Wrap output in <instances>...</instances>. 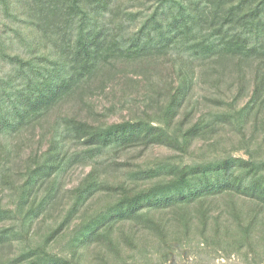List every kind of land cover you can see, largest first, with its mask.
<instances>
[{
  "label": "trees",
  "instance_id": "obj_1",
  "mask_svg": "<svg viewBox=\"0 0 264 264\" xmlns=\"http://www.w3.org/2000/svg\"><path fill=\"white\" fill-rule=\"evenodd\" d=\"M262 130L264 0H0V264H264Z\"/></svg>",
  "mask_w": 264,
  "mask_h": 264
},
{
  "label": "rangeland",
  "instance_id": "obj_2",
  "mask_svg": "<svg viewBox=\"0 0 264 264\" xmlns=\"http://www.w3.org/2000/svg\"><path fill=\"white\" fill-rule=\"evenodd\" d=\"M196 93V94H195ZM211 94L213 96L216 97H202L203 94ZM194 96L195 97H191L192 101L194 103H196V111L198 110H208V109H212V108H218L221 107L220 105L217 104V102H219L220 100H228L231 97H223L222 95L212 91L210 88L208 89V91L206 90V87H199V85L196 87V92H194ZM102 98H99V100H101ZM102 102H104L103 104H105V100L103 99ZM238 102V107H241L243 105V100L237 101ZM116 116L120 117V115L126 113L125 110L121 111L117 110L116 111ZM114 115V114H113ZM115 116V117H116ZM235 136V135H233ZM259 138L264 140V130H262L259 134ZM236 139V138H235ZM229 147L230 144H225L224 147ZM167 153H169V151L167 149H165L164 147H153L151 149H149L148 151H146V153L144 154L145 157L151 158V157H155V156H164L167 155ZM240 153H242V150H239L237 152V155H239ZM125 157H129V159H131L132 161H136L135 157H136V153L132 152V153H124ZM142 156V157H144ZM141 160L143 158H138V160ZM88 165L86 166H78L76 169H72L71 171H69L67 173V175L64 178V183L65 186H69L72 182L76 181L78 179V177L81 176V174L85 171H87ZM165 264H194L192 263L191 259L185 255L181 254V257H177L175 256L174 258H172V260L167 261Z\"/></svg>",
  "mask_w": 264,
  "mask_h": 264
}]
</instances>
